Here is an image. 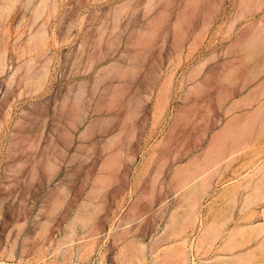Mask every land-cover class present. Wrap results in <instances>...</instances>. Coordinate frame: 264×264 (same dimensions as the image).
<instances>
[{
	"label": "rangeland",
	"instance_id": "rangeland-1",
	"mask_svg": "<svg viewBox=\"0 0 264 264\" xmlns=\"http://www.w3.org/2000/svg\"><path fill=\"white\" fill-rule=\"evenodd\" d=\"M186 1L0 0V6L6 5V9L0 11V51L7 60L6 68L0 71V264H79L75 258L63 261L60 251H54L50 244L59 238L57 232L64 231L82 199L79 181L84 166H88L101 151L106 135L119 132L123 115L137 111L142 118H148L149 102L143 104L138 98H145L142 93H151L146 86L163 76L149 74L153 68L156 70L159 66L161 73L172 68L171 81L178 83L185 67L200 58V49L186 58L184 44L178 49L175 47H179L180 43H170L172 27L169 23ZM214 1L210 0L216 3ZM237 1L224 0V18L232 14ZM251 1L260 7V0H239V15ZM153 16L160 18L153 20ZM182 18L183 14L179 13L178 28ZM198 21H193V29L199 28ZM38 27L44 29L46 35L45 45L41 48L27 42L29 33L39 30ZM216 29L214 23L207 33L216 35ZM43 70L47 71L46 84L40 80ZM197 73L196 69L191 70L187 79L195 78ZM176 91L179 92L178 89ZM218 100L221 102L219 97ZM72 102L82 106L81 118L70 115ZM138 102L139 106H136ZM177 102L172 100L169 110ZM258 106L253 111L246 110V113L251 112V117L260 123L264 120L260 113L264 112L256 113ZM68 115L69 120L73 118L74 122H78L74 131H66ZM251 117L247 119L249 123L253 121ZM247 121L245 127L249 125ZM223 128L228 130L230 125H223L211 134L204 152L197 158L195 156L190 161V168L184 170L187 175L193 173V162L202 161L212 137ZM231 130L228 134L234 131ZM228 134L219 138L218 146H222L225 137L231 136ZM119 137L122 138V135L119 134ZM21 150L25 153L21 154ZM49 162H54L57 168L55 176L47 179L40 166ZM146 162L149 164L148 159ZM18 163L22 165L17 169ZM34 163L38 169L30 177V168ZM222 164L226 161L213 166L205 174H216ZM174 170L167 181L174 200L170 204L162 201L155 206L140 204L141 213L144 212L142 218L136 217L138 195L132 199L134 192L127 187L109 188L116 178L110 183L107 189L119 193L123 191L122 197L114 201L109 194L97 214L101 227H98L97 219L95 223L101 232L97 234L99 237L92 262L88 264H93V258L100 253L103 264H118L120 247L112 241L114 234L121 232L125 226L128 231L125 233L128 236L125 246L136 241L143 247L141 264H158L160 258L173 254L174 249L169 248L174 243L173 239L167 241L162 237L170 231V215L181 204L188 190L187 185L179 183L184 181L182 176L186 173L174 176ZM58 188L62 189L60 195L64 202L49 219L46 240L40 241L35 234L46 218L45 209L51 206L50 196ZM242 188L238 189L240 193L244 191ZM151 189L149 200L153 194ZM240 193L237 192L236 197ZM199 203L198 219H194L192 229L186 231V264H264V232L255 235L245 231L233 234V237L229 235L223 248L222 238L212 233L208 234L209 238L215 236L211 240L206 236L199 242L202 225L210 222L213 216V211L208 209L211 203ZM131 204H136L135 211L131 210L133 216L128 212ZM211 205L216 208L218 203ZM205 209L209 218L202 213ZM159 211H166L167 219L163 217L166 213ZM124 220L129 223L125 225ZM259 220L263 221L262 217ZM258 222L256 220L255 224ZM232 225H227L225 229ZM158 241L161 244L154 246ZM229 241L233 242L230 244ZM37 244L45 249V261L42 263H34L32 259V251ZM239 252L241 256L235 259L233 255Z\"/></svg>",
	"mask_w": 264,
	"mask_h": 264
},
{
	"label": "crops",
	"instance_id": "crops-1",
	"mask_svg": "<svg viewBox=\"0 0 264 264\" xmlns=\"http://www.w3.org/2000/svg\"><path fill=\"white\" fill-rule=\"evenodd\" d=\"M260 1L259 8L255 1H251L239 15L238 0L226 19L224 0H215L216 3L187 0L182 10L171 19L169 26L173 28L178 14H183L179 25L184 34L180 46L175 48L180 49L184 44L186 58L200 49L199 60L185 67L178 83L171 81L172 68L163 73L159 66L156 70L153 68L149 74L163 76L146 86L151 93H142L145 98H138L143 104L149 102L148 118H142L137 111L127 113L122 116L119 132H111L104 139L115 135L117 140L112 150L119 152L116 180L109 188L127 187L134 192L132 199L138 195L136 217L142 218L144 213H141L140 204L155 206L162 201L170 204L174 198L167 181L172 171L200 156L211 134L223 125H230L234 131L245 129L247 118L252 116L246 110L253 111L264 102V0ZM153 17V20L160 18ZM195 20H199L198 29L192 28ZM214 23L217 34L207 33ZM170 43L173 45V34ZM195 69L198 72L196 77L188 80V73ZM220 95L221 102L218 100ZM174 99L178 102L169 110ZM77 123L71 125L68 115L66 131H74ZM247 130V144L234 152L229 162L222 164L220 171L211 176L210 187L201 191L199 204L223 202L224 198L219 200L221 189L242 183L248 172L264 158V124L254 118ZM231 136L222 140L223 147L233 145ZM143 159H148L149 164L144 167L141 177L137 175L136 185L131 187L138 164ZM153 179L154 191L149 200ZM162 213H166L163 217L167 219L168 213ZM202 213L209 218L206 209Z\"/></svg>",
	"mask_w": 264,
	"mask_h": 264
},
{
	"label": "bare ground",
	"instance_id": "bare-ground-1",
	"mask_svg": "<svg viewBox=\"0 0 264 264\" xmlns=\"http://www.w3.org/2000/svg\"><path fill=\"white\" fill-rule=\"evenodd\" d=\"M5 9L6 5L2 4L0 6V11H3ZM177 20L172 28L173 42L175 44L180 43V40L183 38L184 34V30L181 27H177ZM44 32L45 31L42 28L36 30L35 32L33 31V33L30 32L27 37V42L29 44H32L34 47H43L45 45L46 38ZM48 60L49 59L46 60V63L48 62ZM6 66L7 60L4 58L3 54L0 51V71L6 68ZM40 77L42 83L46 84L47 71L43 70V72L40 73ZM219 99L220 101L222 100V95L219 96ZM72 103L73 104L71 105L69 111L70 115L72 117L81 118L83 114L82 106L77 102ZM260 112H264V102H260L259 106L256 108V113ZM263 114L264 113H260V115L264 116ZM251 118L253 119V117ZM69 122L73 123V118H70ZM247 122L249 123L250 121L248 120ZM260 124H264V120L260 122ZM228 130L230 131L231 128H228ZM228 130L226 128H223L221 132L215 134L212 137L209 148L206 150L205 157L202 159V161L195 164L193 162L192 167L195 165L193 173L190 172V174L188 173L189 175H187L186 171H184L187 168H190L189 166H191L190 164L192 162L186 165L184 169L176 168L174 170V176H177L180 173H186V178L185 176H182V179L184 181H179V183L181 182L180 184L183 186L187 185L188 190L186 192L187 194L185 198L181 201V204L177 206L170 215L169 224H171L172 226L170 231L162 237V240L167 241L173 239L172 241H174V243L169 245V248L171 250L174 249V252L172 251L173 254H169L170 256L167 255L160 258L158 264H186L185 244L187 243L188 239L186 231L188 228L194 225V221H196L194 219H198L197 205L200 201L199 196L202 194V190L205 191L208 189L211 181L210 177L214 174V172H209L207 174L205 173L220 162L226 161V163H228L230 156H232L234 152L241 150L248 142L249 137L244 128L239 129L238 131L231 130L232 133L229 132L230 134H228ZM226 134L232 135L233 145H231L229 148H225L220 144L218 146L217 141L219 140V138H221V136H224ZM115 141V136H111L106 139L98 155L90 160V164L88 166H84V172L79 181V187L81 188L80 194L82 195V199L79 200L71 220L65 225L64 231L57 232V237L59 238L54 243L50 244L53 247L54 251H60L63 261H67L70 258H75V261L79 264H88L89 262H92L91 257L93 256L92 254L99 237L97 234H100L101 232L98 231L99 229L97 230V225L95 223V219H97L99 224L101 223V221H99L97 218V214L102 208L104 201L109 198V194L110 197L114 199V201H117L122 197L123 191L119 193V191H109V189H107L110 183L115 180V169H117L119 166V161L117 158L119 152L117 150H112ZM20 153L24 154L25 151L21 150ZM146 160L147 159H143V161L138 165L135 173V178H133V181L131 183V187L136 185L135 179H137V175L138 177H141V175L143 174L144 167L148 165ZM21 165V163H18L17 169L20 168ZM40 168L44 172L45 177L47 179H50L55 176L57 166L54 162H49L45 165L40 166ZM37 169L38 165H36L35 163L31 165L30 177L35 174V171ZM203 174L205 175L202 176ZM154 179L151 183V190L153 191L154 188L152 187V185L155 181ZM239 186L237 185L234 187H228L225 190L222 189V193H220L219 195V200L221 201L223 198L225 200L221 203H218L216 201V203H218L216 208L211 205L212 203L209 205L208 209L210 212L213 211V216L210 222L207 221L202 225L203 231L201 236L199 237V242H201L206 236L209 240H211V238L215 236L209 238L210 235L208 234L212 233V235H216L217 238H222L223 244L221 245V248H223L225 245V241H228V239L226 238L230 237L229 235H232L233 237V234H242L245 231L248 232V234H250L249 231H251L255 235H259V233L262 234L264 232V158L250 172H248V176L242 181V183L239 184ZM241 187L244 188V191L242 188V194L238 190L241 189ZM235 189H237V192L241 194L238 195V197H236L237 192H235ZM61 190V188H58L56 192L52 196H50L51 206L45 209L44 213L46 214V218L39 225L38 231L35 234V238L40 241L46 240V231L49 219L58 211L59 208L62 207L64 198L60 195ZM117 204L119 205L120 202L118 201ZM135 205L131 204L129 207L128 212H130L131 216H133V213L131 214V210L134 209ZM256 205L261 206L256 207ZM134 211L135 210H133V212ZM243 212L248 213L247 215H241ZM259 217H262L263 221L257 220L259 222L255 224L256 220L254 219ZM126 219L128 220V218ZM177 219L178 221L175 222V220ZM127 220H124V223L126 221L125 225L129 223V221ZM231 223H233V225L230 228L228 227V229H225L226 226ZM99 224L98 227H101V224L100 226ZM125 227L121 232L114 234L112 241L113 244L115 243V245H118V247H120V251L117 253L118 264H141L140 257L143 256V247H141L140 243H137L136 241L128 246H125V243L128 239V236L125 234L128 233V231L126 232L127 227ZM78 229L79 231H77ZM242 236L243 235H241V237ZM249 237L250 236H248V238ZM161 241L155 243L154 246L160 245ZM51 242H53V240ZM231 242L229 241L230 244ZM228 245L229 244H227V246ZM44 250V247L39 244H37L35 248H33L32 259L34 263H42L43 260L45 261L44 257L46 254L44 253ZM100 254L93 258V264H103ZM240 256L241 252L233 255L235 259L239 258Z\"/></svg>",
	"mask_w": 264,
	"mask_h": 264
}]
</instances>
